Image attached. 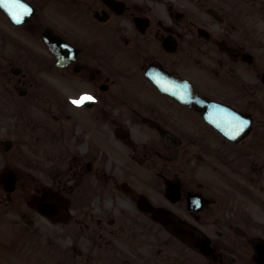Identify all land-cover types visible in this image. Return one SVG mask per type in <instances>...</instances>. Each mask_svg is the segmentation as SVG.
Instances as JSON below:
<instances>
[{
	"label": "flooded vegetation",
	"instance_id": "1",
	"mask_svg": "<svg viewBox=\"0 0 264 264\" xmlns=\"http://www.w3.org/2000/svg\"><path fill=\"white\" fill-rule=\"evenodd\" d=\"M24 1L31 14L15 24L0 9L3 25L40 35L52 28L81 49L69 60L64 44L59 66L42 43L47 72L64 86L61 106L93 97L76 108L77 150L55 188L71 214L45 217L60 222L58 239L36 221L30 236L40 244L48 233L59 264L264 262V0ZM150 67L187 80L236 117L224 122L225 114L217 127L204 117L208 106L188 107L155 86ZM168 181L180 184V200L166 197ZM165 209L207 236L214 252L164 240L155 211ZM164 242L173 245L164 251Z\"/></svg>",
	"mask_w": 264,
	"mask_h": 264
},
{
	"label": "rangeland",
	"instance_id": "2",
	"mask_svg": "<svg viewBox=\"0 0 264 264\" xmlns=\"http://www.w3.org/2000/svg\"><path fill=\"white\" fill-rule=\"evenodd\" d=\"M9 27V25H7ZM3 32V28L0 26V33ZM3 44L7 45L9 42L6 41V37L4 35L3 37ZM36 50V53H42L39 51L37 52V48L34 46H28L25 45L23 48H19L18 51L21 53L19 55L17 53V50L15 53L13 51L3 50V58L0 57V74L7 75L6 79L8 80V83L6 84L8 89H13L14 87H23L29 85L31 82L34 84L27 86V87H35L34 89H29L30 92H34L36 87L39 88L40 92H43L46 85H45V77L44 73L38 74L40 78L33 77L31 74H27V77L25 80H27V84H21L19 83L18 77L14 75L11 71L12 66H19L24 65L27 67L28 71L29 69L33 68L34 62H38L40 66L44 65V60L39 59L36 56L33 57L31 54L26 55L27 53L33 52ZM37 58V60H36ZM41 62V63H40ZM8 64L9 67L4 66V64ZM43 63V64H42ZM42 64V65H41ZM36 66V65H35ZM4 67V68H3ZM6 70L5 74L4 71ZM26 70V69H25ZM27 71V70H26ZM38 71L37 68H33V72L36 73ZM28 73V72H27ZM43 75V76H42ZM1 79L3 80V77L0 75ZM41 80V81H38ZM17 94V92H15ZM31 94V93H30ZM41 96L36 95V98L34 101H31L32 104H34L35 107H40L44 113L43 107H49V112L51 113V116H59L62 117V115L59 113V107H53L49 105V100L40 93ZM18 102L26 101L27 98H23L20 96H17ZM26 106L29 109H32V107L27 103ZM2 107V100L0 99V141L1 139H12L14 141V147L12 148V151L6 152L2 147H0V176L2 172L5 169H14L18 174V186L17 190L14 194L15 200L12 203L6 204L4 203V207L10 208L12 211H18L19 209L21 211H24L26 213L32 214L28 207V201L30 199V196L32 195L33 191H38L43 189L44 187H55L56 183L60 182V179H54L51 177L50 173L44 170V167L49 166L47 160V156L41 146H39L36 142V139L34 138V132H32V124L30 125L29 121H34L37 117H42L41 110H33L29 117V120L27 122L20 123V130L15 131L17 125L12 124L10 121L5 120L3 116H8L11 114V108H8L6 106V103H3V109ZM59 108V109H57ZM45 115H48L47 113H44ZM50 121L48 119L47 121ZM60 121H58L59 123ZM35 141V146L39 149L40 154L38 156L34 155V157H31V152L33 150V142ZM38 142L43 143L42 139H38ZM53 155V154H52ZM38 160V168H35L33 165V162ZM31 175H35L36 181L31 180ZM6 197V192L3 189V186L0 184V201H3V198ZM4 202V201H3ZM14 237L17 238V242H20L22 239V236L19 231H16L14 233ZM22 245H27L26 243H22ZM5 250L0 248V253L2 254ZM3 256V254H2ZM22 254L18 253V258L14 260L12 257L9 258L10 261L13 263L17 261L15 264H42L41 261L38 259L33 260L31 256L26 255L23 259H21ZM4 257V256H3Z\"/></svg>",
	"mask_w": 264,
	"mask_h": 264
},
{
	"label": "snow or ice",
	"instance_id": "3",
	"mask_svg": "<svg viewBox=\"0 0 264 264\" xmlns=\"http://www.w3.org/2000/svg\"><path fill=\"white\" fill-rule=\"evenodd\" d=\"M91 100H93V97H91V96H86V97H83L80 101H76V100H74V101H72V103L73 104H76V105H81V104H83L85 101H91ZM247 126V121H244L242 124H241V128H240V130L242 131L243 130V128L244 127H246Z\"/></svg>",
	"mask_w": 264,
	"mask_h": 264
}]
</instances>
